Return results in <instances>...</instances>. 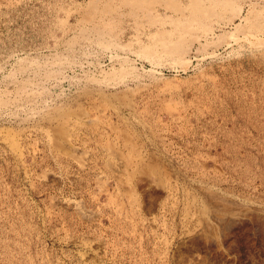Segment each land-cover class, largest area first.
Returning <instances> with one entry per match:
<instances>
[{
	"label": "rangeland",
	"instance_id": "1",
	"mask_svg": "<svg viewBox=\"0 0 264 264\" xmlns=\"http://www.w3.org/2000/svg\"><path fill=\"white\" fill-rule=\"evenodd\" d=\"M175 1L0 0V264H264V0Z\"/></svg>",
	"mask_w": 264,
	"mask_h": 264
},
{
	"label": "bare ground",
	"instance_id": "2",
	"mask_svg": "<svg viewBox=\"0 0 264 264\" xmlns=\"http://www.w3.org/2000/svg\"><path fill=\"white\" fill-rule=\"evenodd\" d=\"M157 1L161 2L162 4L166 5L167 7L174 9L176 12L179 11L182 13V8L180 7L181 4L180 5L177 4L178 2H176L175 0H157ZM237 1L238 0H208V4H206L205 1L203 2L202 0H189L188 3L186 4L187 9H188L187 10L188 15H186V18L183 20V22L185 21L184 25H186V23L195 24L196 22H199L200 20H203V19L208 20L209 18L216 16L219 13V10L231 7L233 5H238ZM149 3H151V0H122V2H121V4L126 5V6L129 5V6L135 8L137 10L138 9L144 10L145 7L150 6ZM106 11L107 10H104V12H106ZM97 12L98 11H97L94 3L90 2L89 11H86V13L83 15V19L89 20L92 17L93 18L96 17V15L102 14V13L97 14ZM231 13H233V12H231ZM251 23H252V26H251V30L249 29L250 31H252V29H254L257 22L255 21L254 23L253 22H251ZM176 24L180 25V22L176 21ZM190 24H188V25H190ZM104 25H105V23L102 22L103 27H104ZM101 38H99V39H101ZM162 43H165V42H162ZM159 49H161V51L166 52V53L176 52V53H179L180 55H182L183 53H185V51H187L186 50L187 48L184 45H182L181 43H179L178 41L175 44H167V45L161 44L159 46ZM149 51H150V49H144V53H147Z\"/></svg>",
	"mask_w": 264,
	"mask_h": 264
},
{
	"label": "crops",
	"instance_id": "3",
	"mask_svg": "<svg viewBox=\"0 0 264 264\" xmlns=\"http://www.w3.org/2000/svg\"><path fill=\"white\" fill-rule=\"evenodd\" d=\"M149 153H151V152H148V153H147V157H148ZM142 158H143V161H144V160H145V158H144V157H142ZM141 161H142V160H141Z\"/></svg>",
	"mask_w": 264,
	"mask_h": 264
}]
</instances>
